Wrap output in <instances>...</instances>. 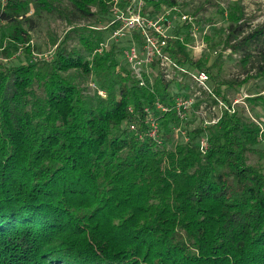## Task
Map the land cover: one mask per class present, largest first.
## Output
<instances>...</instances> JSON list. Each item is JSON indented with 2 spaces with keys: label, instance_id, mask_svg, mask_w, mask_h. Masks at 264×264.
Here are the masks:
<instances>
[{
  "label": "trees",
  "instance_id": "16d2710c",
  "mask_svg": "<svg viewBox=\"0 0 264 264\" xmlns=\"http://www.w3.org/2000/svg\"><path fill=\"white\" fill-rule=\"evenodd\" d=\"M61 1L0 0V264H264V169L248 163L249 154L264 157V130L228 98L264 80V53L243 79H225L222 55L210 65L194 59L191 24L177 28L169 56L204 72L226 107L214 125L190 124L172 109L174 98L193 97L195 111L216 101L187 85L176 88L185 96L171 93L160 77L152 92L140 87L122 62L123 44L93 55L107 38L99 30L73 27L59 42L50 37L48 59L20 62V52L35 50L34 19L52 16ZM64 1L82 18L108 20L106 0ZM174 6L145 0L144 14ZM219 14L227 27L218 44L241 55L245 69L264 24L243 35L240 0ZM73 33L78 49L68 44ZM156 102L170 111H157ZM244 103L264 108V94ZM145 109L158 139L147 137Z\"/></svg>",
  "mask_w": 264,
  "mask_h": 264
},
{
  "label": "built area",
  "instance_id": "2783aa9c",
  "mask_svg": "<svg viewBox=\"0 0 264 264\" xmlns=\"http://www.w3.org/2000/svg\"><path fill=\"white\" fill-rule=\"evenodd\" d=\"M3 2V1H2ZM108 7V37L100 42L93 55L101 56L109 51L112 44L124 45L123 58L131 76L137 81L138 85L147 88L152 92L154 80L160 77L163 81L181 86H189V89L197 91L194 96L204 92L207 96L216 101V106L206 108L199 106L197 114L200 116L204 126L214 125L220 117L222 109L226 107L220 100L211 94L209 78L204 72L195 69H187L185 66L177 64L167 52L168 40L174 38L175 30H185V24H191L190 36L193 41L187 46L193 55L199 54L205 49L204 41L197 40V27L194 23L195 18L185 15L179 7L174 6L164 9L158 13L144 14L145 0H106ZM182 41L183 38L178 36ZM200 58V57H199ZM195 59V58H194ZM176 89V88H175ZM172 90L171 93H182L185 96V89ZM99 95H102L99 93ZM247 94H240L231 104V109L236 105L244 104ZM194 98L176 97L172 100V109L176 111L181 120H185L187 114L194 106ZM155 109L160 112H168L170 108L156 102ZM231 110V112H232ZM146 116L144 125L148 127L147 137L153 140L158 139V124L144 110ZM256 122L255 120H253ZM261 130L262 127L256 122ZM130 130H135L130 126ZM207 147L206 139L200 141V151L204 152Z\"/></svg>",
  "mask_w": 264,
  "mask_h": 264
},
{
  "label": "rangeland",
  "instance_id": "374dc122",
  "mask_svg": "<svg viewBox=\"0 0 264 264\" xmlns=\"http://www.w3.org/2000/svg\"><path fill=\"white\" fill-rule=\"evenodd\" d=\"M232 1L234 0H212V2L208 3L206 0H176L180 10L185 12V15L191 16L193 11H197L195 16L196 20L199 21L198 25L196 26L197 40H202L204 36H208L210 38V42H206L203 39L205 49L202 50L200 56L199 54H196L197 57H195V55H193L190 51L191 55L195 59H199L201 56L205 57L208 61V64L210 65L216 59V57L221 54V77L225 79L241 80L245 77V71L251 70V67L256 63V60L259 59L262 53H264V38L261 42L256 44L255 48L253 47L251 49L250 54L252 58L250 64H248L245 69L240 63L241 55L231 54L229 50L223 51L224 49L222 48V45L218 44V42L220 43V41L226 35L227 22L225 17L219 14V11L227 9ZM240 4L243 7L245 22V26L242 30L243 35L250 34L258 26L264 24V0H240ZM56 9L57 11L54 12L52 16L44 15L42 18L34 19L33 29L30 32L32 40L30 45L32 48L34 47L35 50H33L29 56L23 52H20V54L17 56L20 62H24L26 60L34 61L39 57L48 59L54 50V45L51 44L50 37L56 38L57 42H59L65 36L66 32H68L73 27H84L86 29L99 30L103 33L104 38L108 37V33L105 31L106 25L108 23L107 18H100L97 16L82 18L74 11L71 5L64 0L57 5ZM68 44L70 48H80L77 37L74 33L70 35ZM212 44L216 45V47L213 49H211ZM17 58H14V61L17 60ZM121 59L124 63L125 60L122 57ZM249 74H254V71H250ZM209 85L212 87L211 83H209ZM171 86L172 90L177 88L174 84ZM84 87L87 88L88 93L90 94L95 91V87L91 79H87L84 82ZM259 92L261 95L264 94V80H252L244 87L239 88L236 92H228V98L233 102L240 96V94H247L248 96ZM243 107L245 108V111L248 113L249 117L255 119V121L258 122L264 130L263 106H257L253 111L249 109V106H247L246 103L242 104V108ZM196 112L197 110H192L189 112V114H187L189 115L188 122H191L190 124L200 123L198 120L200 118H197L199 115H196ZM175 139L178 141L180 140L177 137ZM258 149L260 150V153L264 154V144L258 147ZM248 163L259 165L264 169V157L260 158L259 153L249 154Z\"/></svg>",
  "mask_w": 264,
  "mask_h": 264
}]
</instances>
